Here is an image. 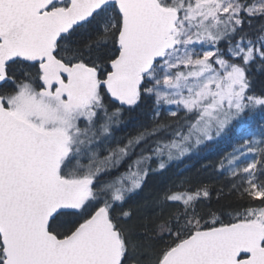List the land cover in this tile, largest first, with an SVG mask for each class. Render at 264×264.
Instances as JSON below:
<instances>
[{"label":"snow or ice","instance_id":"6c2138e0","mask_svg":"<svg viewBox=\"0 0 264 264\" xmlns=\"http://www.w3.org/2000/svg\"><path fill=\"white\" fill-rule=\"evenodd\" d=\"M256 73L264 0H0V264H264Z\"/></svg>","mask_w":264,"mask_h":264},{"label":"trees","instance_id":"16d2710c","mask_svg":"<svg viewBox=\"0 0 264 264\" xmlns=\"http://www.w3.org/2000/svg\"><path fill=\"white\" fill-rule=\"evenodd\" d=\"M255 89L257 92L264 90V74L256 73L255 74ZM141 118L140 110L132 113H125L123 118V123L121 125L122 131H118V136H124L128 133H133L134 126L137 121ZM232 146H234V142L232 144L225 143L220 147L224 151H231ZM223 152H216L215 150L211 154H207V159L203 158H192V159H185L183 163H180L178 167H170V169L165 172L163 175H156L152 177L147 187H145L144 191L136 197L138 202H142L145 199H148L154 195H156L159 191L163 190L170 183L175 180L178 174L182 171L184 175H195L197 171L201 168V165L207 163L209 161H215L219 158V155H222ZM221 181H217L219 184ZM228 197H225V202L227 201ZM213 203H215V192H213Z\"/></svg>","mask_w":264,"mask_h":264}]
</instances>
